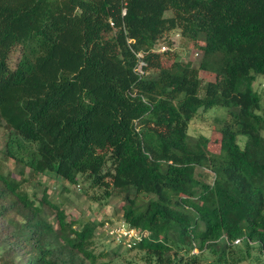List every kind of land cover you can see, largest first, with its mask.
<instances>
[{"label":"trees","instance_id":"16d2710c","mask_svg":"<svg viewBox=\"0 0 264 264\" xmlns=\"http://www.w3.org/2000/svg\"><path fill=\"white\" fill-rule=\"evenodd\" d=\"M170 32L201 51L198 66L163 63ZM258 76L264 0H0L2 153L19 165V178L0 170V264H106L93 246L109 222L68 220L45 190L24 188V168L87 183L96 201L121 193L119 220L149 232L127 250L148 264H198L205 250L213 264H264ZM213 107L224 108L217 153L188 133Z\"/></svg>","mask_w":264,"mask_h":264},{"label":"rangeland","instance_id":"374dc122","mask_svg":"<svg viewBox=\"0 0 264 264\" xmlns=\"http://www.w3.org/2000/svg\"><path fill=\"white\" fill-rule=\"evenodd\" d=\"M170 14V11L165 12L167 16ZM168 36L175 39L171 48L169 47L170 45L166 43V40L159 42L156 48V50H158L163 44L166 46L169 45L168 50L170 53L168 54L169 56L163 58V63L166 65L169 64L171 61L170 58L174 55H178L180 59L191 61L193 66H198L201 58V51L194 47V44H191L190 41L184 40L180 34L178 36L176 32H170L167 37ZM162 51L165 52L167 49ZM18 56V50H13L9 58L10 66L13 67L15 65ZM200 76L204 80L211 79V75L204 71H200ZM253 85L259 93L264 92V78L262 76H258ZM223 113L224 108L222 107H213L205 111L200 108L196 116L189 123L188 133L190 140L194 141L200 135L207 136L209 139V151L217 153L219 151V124L217 119L220 118ZM5 139L6 130L0 127V170L5 174L10 173L13 177L19 178V165L12 159L3 156L2 149ZM196 171L200 174L203 173L207 182L212 181V173H208L207 170L200 167H198ZM24 175L28 178L24 183V188L30 193L34 191L38 198L41 196L43 190H45L52 200L61 203V207L65 210L68 220H76L79 223L87 219L95 221L105 220L109 222L103 227L96 229L93 249L96 254H104V256L98 259V262H105L106 264H148L145 253L137 249L127 250L121 246L118 248V245L114 243L111 237L107 236V230L110 226L116 227L120 221L119 219L122 214L119 209L122 204L121 193L115 191L114 196L107 199V201H96L90 197L89 193H86L87 183H83L82 181H79L77 184H69L57 176H31L28 168H24ZM99 192L100 190H98L97 193ZM114 250L116 251L114 252ZM196 252H198L197 249L194 253ZM253 252L255 253V251ZM200 254L198 264H213L214 259L217 257L209 250H205ZM238 264H254L253 255L249 259Z\"/></svg>","mask_w":264,"mask_h":264},{"label":"built area","instance_id":"2783aa9c","mask_svg":"<svg viewBox=\"0 0 264 264\" xmlns=\"http://www.w3.org/2000/svg\"><path fill=\"white\" fill-rule=\"evenodd\" d=\"M122 13H125V10L123 9ZM176 34L179 36V33L176 32ZM168 40L172 43L169 47L174 44V38L168 36ZM166 45H161L160 48L157 51H162L165 49H169V47ZM137 57V63L134 68V71L138 76H143L145 75V72L143 70V66L145 65V61L142 59V54L141 53H136ZM108 224V223H105ZM104 224V225H105ZM103 225V226H104ZM109 226V225H106ZM107 236H110L111 239L116 243L118 246H121L124 249L131 248L135 245H137L139 242H141L143 239L148 237L149 232L147 230H141L136 227L129 226L127 223L124 221L120 220L119 224L116 227L110 226V228L107 230ZM239 239H236L234 243H238ZM196 249H193V252Z\"/></svg>","mask_w":264,"mask_h":264}]
</instances>
